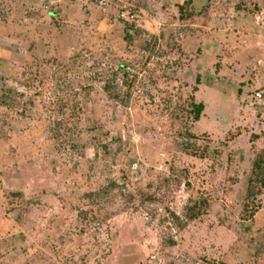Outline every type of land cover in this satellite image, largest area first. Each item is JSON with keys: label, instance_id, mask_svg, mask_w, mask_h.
Returning <instances> with one entry per match:
<instances>
[{"label": "rangeland", "instance_id": "obj_1", "mask_svg": "<svg viewBox=\"0 0 264 264\" xmlns=\"http://www.w3.org/2000/svg\"><path fill=\"white\" fill-rule=\"evenodd\" d=\"M259 150L264 0H0V264H264Z\"/></svg>", "mask_w": 264, "mask_h": 264}, {"label": "trees", "instance_id": "obj_2", "mask_svg": "<svg viewBox=\"0 0 264 264\" xmlns=\"http://www.w3.org/2000/svg\"><path fill=\"white\" fill-rule=\"evenodd\" d=\"M190 2L185 1L179 4L180 11H185L189 6ZM192 113L194 120L198 121L200 115L204 109V104L202 102L192 103ZM253 180L249 182V186L246 193V198L248 200L253 199L257 194V189L254 186V182L258 183L262 188H264V150L257 151L254 162H253ZM256 189V190H255Z\"/></svg>", "mask_w": 264, "mask_h": 264}, {"label": "built area", "instance_id": "obj_3", "mask_svg": "<svg viewBox=\"0 0 264 264\" xmlns=\"http://www.w3.org/2000/svg\"><path fill=\"white\" fill-rule=\"evenodd\" d=\"M254 97L257 99H260L261 98V93H259V92H256L255 94H254Z\"/></svg>", "mask_w": 264, "mask_h": 264}]
</instances>
